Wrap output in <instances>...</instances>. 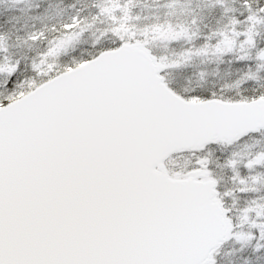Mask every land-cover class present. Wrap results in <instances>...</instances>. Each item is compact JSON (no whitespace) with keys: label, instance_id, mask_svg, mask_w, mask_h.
<instances>
[{"label":"snow or ice","instance_id":"6c2138e0","mask_svg":"<svg viewBox=\"0 0 264 264\" xmlns=\"http://www.w3.org/2000/svg\"><path fill=\"white\" fill-rule=\"evenodd\" d=\"M0 264H264V0H0Z\"/></svg>","mask_w":264,"mask_h":264}]
</instances>
